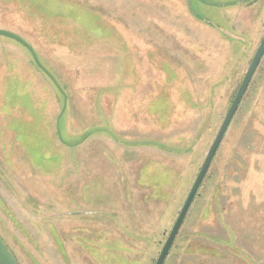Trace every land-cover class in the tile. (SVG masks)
<instances>
[{
  "label": "rangeland",
  "instance_id": "1",
  "mask_svg": "<svg viewBox=\"0 0 264 264\" xmlns=\"http://www.w3.org/2000/svg\"><path fill=\"white\" fill-rule=\"evenodd\" d=\"M0 28L62 87L0 35L6 246L19 264H155L264 0H0ZM199 232L226 243L195 250ZM164 264H264V56Z\"/></svg>",
  "mask_w": 264,
  "mask_h": 264
},
{
  "label": "water",
  "instance_id": "2",
  "mask_svg": "<svg viewBox=\"0 0 264 264\" xmlns=\"http://www.w3.org/2000/svg\"><path fill=\"white\" fill-rule=\"evenodd\" d=\"M0 35H5L8 37H11L13 39H15L16 41H18L19 43H21L23 46H25L30 53L33 56L34 61L36 62V64L46 73L48 74L51 79L55 82V84L59 87V89L62 90L61 85L59 84V82L57 81L56 77L50 72V70L42 63V61L39 58V55L36 51V49L28 42L26 41L23 37H21L20 35H18L17 33H14L12 31L6 30V29H2L0 28ZM264 56V36L256 50L255 55L253 56L251 63L242 79L241 84L239 85L237 92L232 100V103L225 115V118L215 136V139L212 143V145L210 146L207 155L200 167V170L193 182V185L183 203V206L169 232V235L157 257V260L155 262V264H164L171 248L173 247V244L176 240V237L184 223V220L192 206V203L200 189V187L203 184V181L209 171V168L212 164V161L226 135V132L241 104V101L253 79V76L262 60ZM65 95V94H64ZM67 99V96L65 95V101ZM0 264H19L18 261L16 260L14 254L11 252V250L6 246L4 240L2 239V237L0 236Z\"/></svg>",
  "mask_w": 264,
  "mask_h": 264
},
{
  "label": "trees",
  "instance_id": "3",
  "mask_svg": "<svg viewBox=\"0 0 264 264\" xmlns=\"http://www.w3.org/2000/svg\"><path fill=\"white\" fill-rule=\"evenodd\" d=\"M199 237H200V240L198 241L197 245L195 246V250L197 249L198 251H200V250L207 251L209 249L208 245H210L209 242L211 240H213V242H215V243L216 242L217 243H226V240H223L222 238H219L218 236H214V235L206 233V232H199ZM186 249L192 250V247L188 245V246H186ZM193 250H194V247H193Z\"/></svg>",
  "mask_w": 264,
  "mask_h": 264
}]
</instances>
